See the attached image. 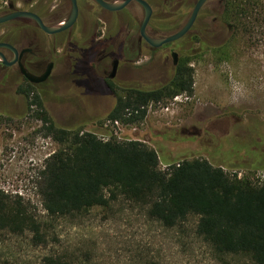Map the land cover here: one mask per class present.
<instances>
[{
  "label": "rangeland",
  "instance_id": "1",
  "mask_svg": "<svg viewBox=\"0 0 264 264\" xmlns=\"http://www.w3.org/2000/svg\"><path fill=\"white\" fill-rule=\"evenodd\" d=\"M196 1H154L156 22L168 24L183 11L189 12L190 17ZM261 1L264 5V0ZM220 9L218 1L209 2L192 37L207 32L208 27H217L211 23V14ZM123 13L125 16H122L117 29L128 28L131 16V27L136 29L144 17L143 9L136 4L129 5ZM97 14L100 34L108 30L112 32L111 14L100 10ZM84 21H88L87 13L82 16L81 22ZM93 28L94 24L86 26V33ZM207 34L210 35L201 37L213 44L215 37L210 31ZM217 35L219 45H224L226 31ZM192 47L194 94L183 95L177 102L173 99L167 103L149 104L151 111L147 108L148 115L146 113L145 119L136 124L117 125L107 121L106 117L116 101L99 99V92L83 95L81 102H78L70 98L63 101L57 94V85L52 83L37 91L52 106L57 124H78L84 131L98 136L108 133L110 136H105L106 140L113 136L120 140L142 141L158 150L162 170H168L185 158H209L204 151L207 145L203 142L211 143L214 137L217 139L214 140L215 147H219L216 158H228L231 168L227 171L255 182L264 180V169L250 171L236 168L241 163L236 160L231 165L229 160L248 154L255 159L258 157L259 164L264 167V131L248 129V132H232L228 137H223L224 129L229 130L232 125L230 119L258 115L264 121V24L257 26L252 34L240 33L235 42L217 53L215 51L220 49L211 47L200 52L198 43ZM163 77L152 75L138 80L151 81V85H154ZM3 102L10 106L9 98L3 99ZM166 107L170 110L164 111ZM15 108V112L20 109ZM41 127V122L36 119L23 123L18 120L0 123V190L13 198L21 197L29 205L45 240L36 244L35 235L30 231L23 234L0 231V264H48L46 258L66 264H223L224 261L230 264H254L245 255H217L196 233L197 216H190L180 226L167 228L152 220L146 208L124 199L111 202L106 207H94L82 215L49 216L39 194V183L46 160L58 150L59 145L45 135L46 130ZM245 135L247 138L243 139Z\"/></svg>",
  "mask_w": 264,
  "mask_h": 264
},
{
  "label": "trees",
  "instance_id": "2",
  "mask_svg": "<svg viewBox=\"0 0 264 264\" xmlns=\"http://www.w3.org/2000/svg\"><path fill=\"white\" fill-rule=\"evenodd\" d=\"M262 15L261 0H223L218 18L222 24H233L238 36L255 32L263 21ZM188 17L189 12L183 11L166 25L167 29L179 28ZM227 45L215 47L220 49L215 52ZM200 46L205 51L209 49L203 40ZM192 60L184 56L165 85L153 89L120 88L116 106L106 120L136 124L145 119L149 104L193 95ZM45 135L59 145L46 160L39 183V194L49 216L82 215L94 207L124 199L146 208L152 220L167 228L197 216L196 233L217 255H245L254 264H264V180L240 178L227 171L230 164L216 163L219 147L214 142H203L209 158H185L162 170L158 150L142 141L113 136L106 140L108 133L98 136L81 127L68 129L57 124ZM242 156L248 160L236 168L264 169L258 161L251 160L253 155ZM4 230L18 234L30 231L36 244L45 241L29 205L21 197L13 198L0 190V231ZM46 260L48 264H66L53 258Z\"/></svg>",
  "mask_w": 264,
  "mask_h": 264
},
{
  "label": "flooded vegetation",
  "instance_id": "3",
  "mask_svg": "<svg viewBox=\"0 0 264 264\" xmlns=\"http://www.w3.org/2000/svg\"><path fill=\"white\" fill-rule=\"evenodd\" d=\"M57 1V4H53ZM105 1L115 2L119 0ZM145 1L153 9V15L146 28V34L150 38L160 39L172 36L190 18L179 28L168 30L167 22H156L153 3L159 0ZM211 1L213 0H208L203 6L194 26L187 35L177 41L158 47L148 43L141 34L142 22L136 29L131 27L132 16L128 19V28L117 29L122 16H125L123 12L129 5L136 4L144 11L143 6L137 1H132L121 10L109 11L99 5L96 0H77L79 13L76 22L68 29L54 34L47 33L37 21L27 17H16L0 23V56L5 59L0 57V123H8L12 120L23 123L29 119H36L41 122V128L47 131L52 130L57 124L53 116V108L45 102L42 94L37 91L40 87L48 86L51 83L57 85V94L61 96L63 101L70 98L81 102L80 98L83 95H94L93 93L99 92V96L101 95L99 99L115 100L116 103L120 88L153 89L167 84L173 78L181 59L184 56H193L194 48L192 45L194 43L201 44L203 40L208 45L207 48L215 49V47L220 46L217 33H221L223 30L226 31L223 42L225 44L235 42L237 35L233 24H222L218 18L222 11L223 0H216L221 9L219 12L211 14L213 16L211 23L212 25L216 24L217 27L212 29L208 27V31L215 37V42L212 44L203 39V37L210 35L207 34L208 31L201 33L203 37L201 35L192 37V33L202 18L205 6ZM72 8V0H0V18L20 11L31 12L37 15L45 26L52 27L57 24H65L71 16ZM99 10L111 14L112 32L108 30V32L100 34L98 23L100 18L97 14ZM84 13L88 14V21L82 23ZM91 24H94V28L86 33L85 27ZM260 24H264V18ZM199 51L205 50L200 48ZM60 65L62 67L59 69ZM22 68L36 77L43 76L48 70L49 75L44 81L31 82L22 73ZM152 75L155 77L164 75V77L162 80L159 79V82L153 83L154 85H151V81L138 80V78H149ZM6 98H9L10 106L3 102V99ZM15 107L20 109L15 112ZM230 121L232 125L229 130L224 129V138L228 137L229 133L248 132V129L253 132L264 131V121L258 115L246 116L239 120L230 119ZM59 126L69 129L78 128L80 125ZM48 137L52 138L51 136ZM246 138L247 135L243 139ZM221 139L219 138V140ZM212 140L213 142L214 140L217 141L214 137ZM262 142L264 143V137ZM259 143L260 140H258ZM226 158L221 156L214 160L221 164H228V158L223 162ZM229 160L231 164H234L236 160L238 163H245L248 159L242 156V158L235 157L233 160ZM251 160L259 162L258 157Z\"/></svg>",
  "mask_w": 264,
  "mask_h": 264
},
{
  "label": "water",
  "instance_id": "4",
  "mask_svg": "<svg viewBox=\"0 0 264 264\" xmlns=\"http://www.w3.org/2000/svg\"><path fill=\"white\" fill-rule=\"evenodd\" d=\"M96 1H97V3H99V5H101L106 10H109V11L121 10L124 7H126L129 3H131L132 1H137L139 4H141L143 6L144 12H145L144 19H143L142 24H141V34L143 35V37L146 39V41L148 43H150L151 45L156 46V47L177 41V40L181 39L182 37H184L185 35H187L190 32V30L192 29V27L194 26L201 9L208 2V0H198L194 6V9L192 11V14H191L189 20L178 32H176L175 34H173L172 36H169V37H164V38H160V39H153V38H150L146 34V28H147V26L151 20V17L153 15V9L147 1H145V0H119V1H115V2H106L105 0H96ZM72 4H73V8H72L71 16L65 22V24H57V25L52 26V27H47L43 24V22L41 21V19L37 15H35L34 13H31V12H24V11L17 12L15 14L7 16V17H2V18H0V23H3L5 21L11 20V19L16 18V17H27V18H31V19H34L35 21H37L39 23V25L41 26V28L43 30H45L47 33H49V34L58 33V32H61L63 30L68 29L69 27H71L77 20L78 13H79L77 0H72ZM0 57H1V59L5 60L2 56H0ZM21 70H22V73L31 82H35V83L44 81L49 75V70L47 71L46 74H44L41 77L34 76L33 74L29 73L24 68H22Z\"/></svg>",
  "mask_w": 264,
  "mask_h": 264
},
{
  "label": "built area",
  "instance_id": "5",
  "mask_svg": "<svg viewBox=\"0 0 264 264\" xmlns=\"http://www.w3.org/2000/svg\"><path fill=\"white\" fill-rule=\"evenodd\" d=\"M182 97H183V95L176 96V97L174 98V101L177 102V101L180 100ZM151 109H152V106H149L148 110L151 111ZM148 110H147V115H148ZM169 110H170L169 107H166V108L164 109V111H169ZM115 124L119 125L120 123H119V122H115ZM134 131H135V129H134Z\"/></svg>",
  "mask_w": 264,
  "mask_h": 264
}]
</instances>
